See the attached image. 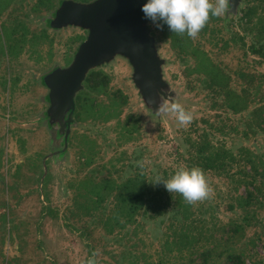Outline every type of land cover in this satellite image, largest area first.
I'll return each mask as SVG.
<instances>
[{
    "label": "rangeland",
    "instance_id": "rangeland-1",
    "mask_svg": "<svg viewBox=\"0 0 264 264\" xmlns=\"http://www.w3.org/2000/svg\"><path fill=\"white\" fill-rule=\"evenodd\" d=\"M36 2L0 0V264H85L93 252L97 264H222L229 253L241 255L243 264H264V199L256 193L245 210L239 207L247 187L242 176L250 180L241 148L264 158V132L246 124L259 100L239 113L212 108L213 99L221 97L205 88L202 75H183L185 64L169 38L143 12L138 25L147 44L139 58L134 51L106 48L76 67L74 59L92 26L73 18L70 0H53L50 9ZM252 2L264 6V0H230V12L209 24L212 32L203 28L191 38L238 91L239 72L264 75V62L248 50L253 38L241 19ZM59 8L67 15H58ZM193 65L188 57L186 66ZM91 68L109 76V92L119 89L125 95L119 118L73 117L72 103ZM92 96L98 106L109 102L106 95ZM256 99L264 101V78ZM165 100L191 112V123L156 113ZM129 113L138 117L140 129L126 141L119 137L118 120ZM202 131L211 143L236 154L227 174L203 170L189 159L187 139H199ZM193 167L203 170L213 190L202 202L189 205L162 183H152L156 175L169 179ZM137 173L156 195L136 215L137 227L125 223L112 233L101 227L113 190L104 192L105 200L90 214L76 203L87 200L93 183L107 179L114 187ZM156 202L160 207L152 211ZM181 231L193 238L180 243Z\"/></svg>",
    "mask_w": 264,
    "mask_h": 264
},
{
    "label": "trees",
    "instance_id": "trees-1",
    "mask_svg": "<svg viewBox=\"0 0 264 264\" xmlns=\"http://www.w3.org/2000/svg\"><path fill=\"white\" fill-rule=\"evenodd\" d=\"M72 1L89 3L92 0ZM36 5H42L44 8L50 9L53 6V0H37ZM241 19L245 21L246 32L251 33L253 38L248 45L249 52L258 56L264 62V6H259L258 3L255 4L253 2L248 4L242 11ZM217 20L218 17H210L204 29L212 32L213 28L209 24L215 23ZM162 30L169 38L171 48L176 52L180 61L185 64L182 70L183 75L189 76L193 73L202 75V83L205 88L209 89L214 95L221 97L220 101L213 99L212 108L221 106L233 113H239L246 110L252 103H255V100H259L258 104L250 110V116L246 124L249 128H256L258 131L264 132V101L256 99L260 92L264 75L239 72L238 75L243 83L242 88L238 91L231 87V76L218 64L214 63L206 51L194 45L187 34L181 36L172 33L166 24L162 25ZM238 38L241 45L245 46L244 38ZM232 39L234 40L236 37L233 36ZM226 44L224 42V45ZM188 57L194 60V65L191 68L186 66ZM83 84V89L75 97V107L73 109L75 120L100 118L107 121L112 117L119 118V109L126 103L127 99L119 89L112 92L108 91L109 76L102 69H89L84 77ZM92 95H106L109 97V102L103 107L98 106L96 105L98 102L95 103L96 99ZM118 121L121 124L119 137L124 140H131L135 138V134L139 133L138 117H134L129 113L124 121ZM199 136L197 140L187 139L189 159L199 164L203 170H213L219 174H227L225 173L227 166L237 161L236 154L223 145L211 143L207 138V134L203 131ZM241 150H244L243 161L249 167V172L245 173V175L250 178L247 181L246 177L242 176V181L245 182L247 187L245 195L239 199V207L245 210L251 200L254 199L256 193L260 194L261 198L264 199V158L245 147L241 148ZM257 179L262 181V183L256 185ZM103 182L93 183L89 187L87 200L80 201V199H76L78 206L90 214L92 207L100 206L105 200L107 195L104 192L113 190L112 208L100 218L101 227L108 233H112L114 228L121 229L125 223L137 227L139 221L136 220V215L140 214L141 211L145 212L144 208H148L150 200L156 198L155 193H150L151 189L146 183L144 174L137 173L130 176L124 181L114 183V187L110 185L112 183L107 179ZM250 185L253 186L252 190L249 187ZM45 198L48 200L47 195H45ZM77 198H79V195ZM229 205L232 208V205ZM180 206L183 205L180 204ZM159 207V203L156 202L152 205L151 210L155 211ZM183 212H185V208H183ZM181 226L187 228L184 223ZM177 236L180 243H188L193 238L183 231L178 233ZM226 261L222 264L244 263L241 255L233 253L227 254Z\"/></svg>",
    "mask_w": 264,
    "mask_h": 264
},
{
    "label": "clouds",
    "instance_id": "clouds-1",
    "mask_svg": "<svg viewBox=\"0 0 264 264\" xmlns=\"http://www.w3.org/2000/svg\"><path fill=\"white\" fill-rule=\"evenodd\" d=\"M231 7L230 0H147L141 10L157 28H162V25L166 24L172 33L181 36L187 34L189 38L196 39L210 17L225 16ZM155 112L170 113L181 125H188L193 119L191 112L174 101L160 102ZM138 166L143 168L144 165L138 162ZM152 183H162L169 193L180 194L189 205L202 202L213 193L203 170L199 167L181 168L169 179L156 175ZM96 255L97 253L93 252L85 264H97Z\"/></svg>",
    "mask_w": 264,
    "mask_h": 264
},
{
    "label": "water",
    "instance_id": "water-1",
    "mask_svg": "<svg viewBox=\"0 0 264 264\" xmlns=\"http://www.w3.org/2000/svg\"><path fill=\"white\" fill-rule=\"evenodd\" d=\"M69 3V2H68ZM146 0H96L81 3L70 0L75 9L73 18L82 26H92V32L80 45L75 66L86 65L90 55L106 48L129 50L139 58L146 37L139 29L142 5ZM62 7V6H61ZM63 8V7H62ZM68 11H57L67 15ZM147 42L145 43L146 46ZM138 62L141 63L138 59ZM92 63V62H90ZM72 103V102H71ZM72 111L74 104L72 103Z\"/></svg>",
    "mask_w": 264,
    "mask_h": 264
}]
</instances>
